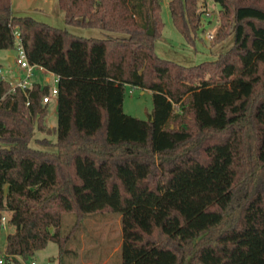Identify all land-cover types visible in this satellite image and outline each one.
<instances>
[{
    "label": "trees",
    "instance_id": "1",
    "mask_svg": "<svg viewBox=\"0 0 264 264\" xmlns=\"http://www.w3.org/2000/svg\"><path fill=\"white\" fill-rule=\"evenodd\" d=\"M57 1L67 25L114 35L77 36L0 0V49H16L17 30L29 63L58 78L49 126L50 85L11 92L0 76L3 251L29 260L52 241L62 258L89 214L114 213L121 264H264V0H213L210 42L233 43L194 66L156 54L159 0ZM168 8L187 44L201 39L199 0ZM126 85L151 91L146 119L124 113Z\"/></svg>",
    "mask_w": 264,
    "mask_h": 264
},
{
    "label": "rangeland",
    "instance_id": "2",
    "mask_svg": "<svg viewBox=\"0 0 264 264\" xmlns=\"http://www.w3.org/2000/svg\"><path fill=\"white\" fill-rule=\"evenodd\" d=\"M161 7V18L163 29L161 36L155 41L156 54L164 59L179 63L184 66H194L205 61L214 60L218 54L227 51L233 43V36L230 35L219 42H210L206 37L208 32L215 35L218 27L217 18L219 5L213 0H199L203 9L202 19L204 21V32H200L201 39H197L194 45L187 44L174 26L169 8V0H159ZM11 10L15 15H31L37 19L48 21L62 28L63 26L77 36L102 38L111 33L104 32L98 28L76 27L64 25L62 11L56 0H10ZM42 10H36V8ZM206 13H212L207 16ZM15 55V50L0 49V75L12 77L14 74L24 75L16 63L10 64L7 56ZM12 79V78H11ZM10 79V80H11ZM29 83L40 82L52 86L53 75L51 72L39 71L33 68L32 75L28 78ZM151 91L140 89L129 85L125 86L123 111L125 114L146 119L152 110ZM57 121L55 98H51L48 106V113L45 117L47 125H55ZM45 136L36 132V137ZM54 141V136L48 137ZM31 146L53 150V146H41L34 141ZM72 214L65 213L63 216L61 232L65 235L69 232ZM12 226L0 230V252H3L6 234L13 231ZM121 242V227L119 216L114 213H92L82 222L73 239L67 243L68 251L59 257V247L56 242H49L47 246L35 253L34 258L38 264H121L120 252L116 251ZM105 262V263H103Z\"/></svg>",
    "mask_w": 264,
    "mask_h": 264
},
{
    "label": "built area",
    "instance_id": "3",
    "mask_svg": "<svg viewBox=\"0 0 264 264\" xmlns=\"http://www.w3.org/2000/svg\"><path fill=\"white\" fill-rule=\"evenodd\" d=\"M206 14H207V16H210L212 13H206ZM217 23H218V18H217ZM14 36L16 39L17 47L15 49V55L13 56L12 61H13V63H16L18 65L19 69H21L24 72V75L21 76L20 78H18L17 80H15V79L9 80V82L11 84V88H10L11 92H14L17 88L24 90V89H26L32 85V83H29L28 78L32 75L34 67H36L40 71H45V69L43 67L38 66V65H32L29 63V61L27 60L25 51L23 49V46L19 40V33L17 30H15ZM206 37L209 40H211L214 37V35L211 32H208L206 34ZM0 76L2 78H5L2 75H0ZM57 81H58V78L56 75H54L53 76V83L54 84L52 86H50L49 92L42 97L43 103L50 102L51 98L57 97V93H58ZM0 99H1V97H0ZM0 223H1L3 228L6 227L7 219L5 216L1 217ZM14 258L16 260H13L12 257L11 256L9 257L4 251L0 252V264H38V262L36 261L35 258L29 259V260H24L20 256H15Z\"/></svg>",
    "mask_w": 264,
    "mask_h": 264
},
{
    "label": "crops",
    "instance_id": "4",
    "mask_svg": "<svg viewBox=\"0 0 264 264\" xmlns=\"http://www.w3.org/2000/svg\"><path fill=\"white\" fill-rule=\"evenodd\" d=\"M44 1H46V0H44ZM57 1V0H56ZM57 3H58V1H57ZM59 7V6H58ZM42 10V8H36V10ZM60 9V8H59ZM13 13V12H12ZM14 14V13H13ZM15 15V14H14ZM62 15H63V12H62ZM29 16H31V15H29ZM33 17V16H32ZM35 18V17H34ZM35 19H37V18H35ZM37 20H41V19H37ZM41 21H44V20H41ZM44 22H47V23H49V24H51V25H53V26H55L53 23H50V22H48V21H44ZM63 22H64V25H67L66 23H65V21H64V15H63ZM57 27H59L58 25H57ZM62 28H66L65 26H63ZM13 56L14 55H11V54H9L8 56H7V61L10 63V64H13V61H12V59H13ZM39 70V69H38ZM40 71V70H39ZM44 72H47L46 70L44 71ZM52 75L54 76V74L52 73ZM21 76L19 75V74H14L12 77H5V79H7L8 81L12 78V79H15V80H17L18 78H20ZM43 84V83H42ZM55 102H56V98H55ZM50 126H53V125H50ZM119 247V246H118ZM118 249V248H117ZM103 263H105V262H103Z\"/></svg>",
    "mask_w": 264,
    "mask_h": 264
}]
</instances>
